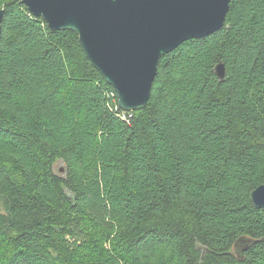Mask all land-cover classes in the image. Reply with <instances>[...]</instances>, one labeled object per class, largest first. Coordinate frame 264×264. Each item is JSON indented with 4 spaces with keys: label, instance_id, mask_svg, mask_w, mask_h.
Returning a JSON list of instances; mask_svg holds the SVG:
<instances>
[{
    "label": "trees",
    "instance_id": "16d2710c",
    "mask_svg": "<svg viewBox=\"0 0 264 264\" xmlns=\"http://www.w3.org/2000/svg\"><path fill=\"white\" fill-rule=\"evenodd\" d=\"M1 9L0 264H264V0L163 55L135 111L75 32Z\"/></svg>",
    "mask_w": 264,
    "mask_h": 264
},
{
    "label": "water",
    "instance_id": "95a60500",
    "mask_svg": "<svg viewBox=\"0 0 264 264\" xmlns=\"http://www.w3.org/2000/svg\"><path fill=\"white\" fill-rule=\"evenodd\" d=\"M232 0H22L53 30H71L117 93L120 108L143 109L152 94L163 55L184 42L220 30ZM3 9L0 10V38ZM220 79L224 63L216 66ZM264 210V183L251 191ZM264 241V237L262 238ZM255 240L241 237L242 253Z\"/></svg>",
    "mask_w": 264,
    "mask_h": 264
},
{
    "label": "rangeland",
    "instance_id": "374dc122",
    "mask_svg": "<svg viewBox=\"0 0 264 264\" xmlns=\"http://www.w3.org/2000/svg\"><path fill=\"white\" fill-rule=\"evenodd\" d=\"M57 167L59 170L63 171L64 170V166L62 163H58ZM5 212V207H4V201L0 196V213H4ZM163 253H159L156 256H143L137 259L138 264H159L158 262L154 263V260L159 257L162 256L163 257ZM103 261V260H102Z\"/></svg>",
    "mask_w": 264,
    "mask_h": 264
},
{
    "label": "bare ground",
    "instance_id": "6f19581e",
    "mask_svg": "<svg viewBox=\"0 0 264 264\" xmlns=\"http://www.w3.org/2000/svg\"><path fill=\"white\" fill-rule=\"evenodd\" d=\"M3 19V18H2Z\"/></svg>",
    "mask_w": 264,
    "mask_h": 264
}]
</instances>
